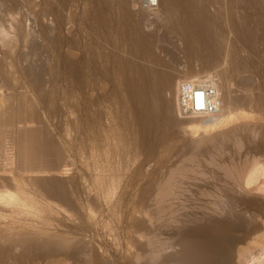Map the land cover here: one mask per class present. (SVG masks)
I'll list each match as a JSON object with an SVG mask.
<instances>
[{"label":"rangeland","instance_id":"rangeland-1","mask_svg":"<svg viewBox=\"0 0 264 264\" xmlns=\"http://www.w3.org/2000/svg\"><path fill=\"white\" fill-rule=\"evenodd\" d=\"M0 67L2 238L67 237L90 264H157L177 250V220L217 232L239 215L220 264H264V0H0ZM184 82L212 88L214 109L184 114ZM237 107L247 118L192 132ZM230 127L244 146L198 147Z\"/></svg>","mask_w":264,"mask_h":264},{"label":"bare ground","instance_id":"bare-ground-1","mask_svg":"<svg viewBox=\"0 0 264 264\" xmlns=\"http://www.w3.org/2000/svg\"><path fill=\"white\" fill-rule=\"evenodd\" d=\"M156 7L153 9H156ZM143 8L147 10H151L149 8H145L144 6ZM199 24L201 27L200 21H199ZM236 109H232L228 111L227 113L222 114L218 118L217 117L212 118L211 120H208L207 122H203L201 123V125L193 126L192 132L196 131L197 129L201 127H203L202 129H204L205 132H208L216 127L225 125L228 122H231L235 119L247 118L248 114L246 110H244L241 107H237ZM233 110H236V111H233ZM254 129L255 128L253 126H250L248 128V131L250 132V131H253ZM225 131L226 130L224 129L223 135L217 139L215 138L216 135L215 137H212L214 136L213 134H208V137H204L203 135L201 137L199 136V138L196 141L200 143V146L198 147H202L203 151L214 149V151L221 152L225 148L230 147V144L231 146L233 145L234 148L236 146H241V145L244 146V142L241 139V137L238 135L236 129H233L230 127L229 131H226V132ZM220 133H222V131ZM5 134L6 133H4V135ZM209 135H212V136H209ZM219 135L221 134H218V136ZM2 137H5V136H2ZM5 138L3 139L5 140ZM202 139L204 140V142L201 141ZM4 140L0 142V150L1 149L5 150L6 145L4 144ZM8 141L10 140L8 139ZM6 163L5 162L0 163V170L4 168L3 165H6ZM173 180H174V177L172 176L168 177V179L166 180V226L168 225V221H171V218H172V215L170 214V212H168V208L172 205L171 204L172 200L174 201L175 199L172 195L173 194L176 195L173 189V187L175 186L174 185L175 182ZM62 193L64 194L63 191ZM170 195L172 196L171 198H174V199H171V198L169 199L168 196ZM221 196H222V199H220L217 202V205L219 206L220 210H222V212L226 215L225 216V219H226L227 215L230 214L231 210H233V207H234L233 205L236 203V200L232 198L231 197L232 195L230 196L226 191L224 193L221 192ZM246 206H251V208H253L254 210L259 209V206H257L254 203H251V204L246 203ZM171 211H173V209ZM230 217L231 218H228L224 223H222V225L219 227L217 232H214L215 230L212 229V226L216 225L217 223L215 222L214 224V219L208 218L203 222H196L193 220L190 225H186V222L177 220L179 225L176 227V230L178 231L179 238L176 239L174 242L166 244V248H173L174 246H177V250L175 249L173 252L164 255L162 257V260L157 264H167L171 261H174L175 264H189L192 260L197 259V258L199 259L201 258L200 259L201 261L197 262L196 264H204V263L220 264L226 258L227 250L231 242L233 240L236 241L238 239L236 237V233L238 232L237 234H239L240 230H242L246 224V221L243 219V217H240L239 215L238 216L232 215ZM189 221L190 219L188 220V223ZM227 231H231L235 233L234 237H232L231 239H223L222 234ZM29 232L26 233L24 231L20 233L19 231L18 232L20 233L19 235H14V236L8 235L9 237L7 238H4V237L2 238L3 235L0 236V264H29V263L33 264L36 262L38 263V261L40 262L42 260H45L48 257H56V256H61L63 259L65 258V263H63V261L62 263L66 264V261L67 262L70 261L72 263L73 260L77 258V255L79 253L85 256V258L83 259L84 264H90V262H92V260H90L92 257L91 253H89L88 251H83L84 248L81 246L76 247L75 245H73V243H70L71 240L68 239L67 237L66 238L59 237V236L56 237L55 235H54L55 237H53V235L52 236L49 235L50 237L42 238L38 235H35L34 233L31 234ZM150 256L151 255L147 257V260L151 258Z\"/></svg>","mask_w":264,"mask_h":264},{"label":"built area","instance_id":"built-area-1","mask_svg":"<svg viewBox=\"0 0 264 264\" xmlns=\"http://www.w3.org/2000/svg\"><path fill=\"white\" fill-rule=\"evenodd\" d=\"M158 0H142L145 8L153 9L157 6ZM213 89L209 86L184 82L180 86V108L184 114L211 112L214 104L211 101Z\"/></svg>","mask_w":264,"mask_h":264}]
</instances>
